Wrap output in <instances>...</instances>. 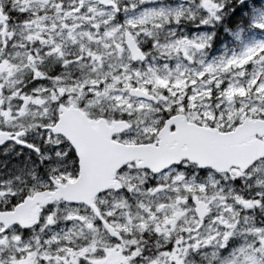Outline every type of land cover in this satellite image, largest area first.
Instances as JSON below:
<instances>
[{"label": "flooded vegetation", "instance_id": "obj_1", "mask_svg": "<svg viewBox=\"0 0 264 264\" xmlns=\"http://www.w3.org/2000/svg\"><path fill=\"white\" fill-rule=\"evenodd\" d=\"M213 1L222 7V11L228 10L227 7H260L261 4V0H235L231 4ZM29 8L0 7V264L225 263L224 260L231 257L226 256V252L244 245L238 242L239 236H234L229 243H217L219 238L229 240L231 235L225 231L210 238L215 198L221 197L220 204L223 199L233 200L236 204L253 200L264 207V159L246 171L232 168L228 172L200 168L183 161L156 173L129 163L116 174L120 188L99 194L94 207L57 198L55 192L61 185L77 179L80 168L74 149L64 136L55 134L52 127L58 123L65 108H84L68 103L66 97L53 99L52 96L51 100L45 101L37 95L42 88L54 93L77 85L80 71L75 67L67 69L61 63L47 64L51 54L56 55L50 41L60 42L57 20L47 30V23L51 22L48 17L55 13L46 10L37 13ZM61 8L65 9L57 7L56 13L59 14ZM106 8L119 11L120 21L125 23L120 2L111 0V5ZM72 10L80 12L81 7ZM214 12L219 11L210 13ZM27 16L39 17L32 21L26 20ZM153 22L160 23V27H152L149 20H144L122 28L120 48L126 51L132 67L146 64L154 55L160 63H164L161 61L165 57L173 65L172 59L180 52L170 56V53L166 56L161 53L170 51V43L184 44L186 49L200 53L219 54L222 50L224 53L226 42L223 40L234 42L237 38L230 32L246 26L248 20L223 19L213 25L209 22L202 25L199 20L190 18ZM141 23L147 25L139 27ZM249 27L247 25L245 29ZM225 28L230 31H224ZM208 29L216 35L211 43L204 44L196 35ZM128 35L141 49L144 58L135 60L132 57ZM8 59L11 61L7 63ZM21 59L26 62L37 59V64L34 67H30V63L14 64ZM2 65L8 68L4 77ZM135 89L151 93L154 98L132 96L151 106L114 117L93 116V106L91 112H87L92 121L100 117L108 122L127 120L131 126L113 136L117 141L131 136L143 142H154L160 139L167 121L174 117L221 132L235 130L246 118L264 119V115L241 117L237 106L225 111L224 106H217L215 98L208 100L211 112L204 107L193 109L189 99L171 102L164 94L154 93L151 87L135 81L126 88L129 93ZM23 109H26L24 115ZM11 114L17 116L19 122L10 121ZM23 117L28 121H20ZM34 123L39 124L38 132H34ZM167 131H176V125L172 124ZM46 136L64 140L69 146L68 151L53 147ZM256 167L263 169L255 171ZM67 172L72 175L67 177ZM134 173L142 178L129 183L125 177L135 178ZM200 203L199 206L207 210L204 216L196 210ZM261 207L252 213L256 220L264 219ZM224 210L233 213L234 208L225 206ZM151 217L156 220L154 226H148L144 221L148 219L152 225ZM128 219L132 220L127 222ZM222 219L219 216L213 220Z\"/></svg>", "mask_w": 264, "mask_h": 264}, {"label": "rangeland", "instance_id": "obj_2", "mask_svg": "<svg viewBox=\"0 0 264 264\" xmlns=\"http://www.w3.org/2000/svg\"><path fill=\"white\" fill-rule=\"evenodd\" d=\"M221 1L231 4L235 0ZM117 2H120V9L124 11V24L120 21L119 11L109 10L94 1L0 0V7H30L29 10L37 13L40 12L38 10L55 13V16L48 17L51 22L47 23V30L53 21L57 20L56 31L60 42L57 44L54 39L50 41L54 45L56 55L51 54L47 64L61 63L67 69L75 67L80 71L77 85L56 90L54 93H48L42 88L37 97L45 101L51 100L52 96L53 99L58 96L66 97L68 103L83 105L88 113L93 106V116L114 117L124 113L131 114L136 110L142 111L146 105L151 106L139 102L126 90L127 86L135 81L141 86L151 87L154 93L164 94L171 102L180 103V100L189 99L193 109L204 107L212 112L208 100L215 98L217 106H224L225 111L235 106L239 107L241 117L264 115V0H261L260 7H247L249 10L247 13L244 10L248 16L247 25L250 27L245 29L246 25L230 32L237 39L232 43L223 40L226 42V45H223L224 53L223 50H218L221 51L219 54L200 53L186 49L184 44L177 46L176 43H170V51L161 53L162 56L170 53L168 55L170 56L179 51L180 54L172 59L173 65L169 64L165 57L162 58L165 60L161 61L164 63H160L154 55L146 64L134 67L129 65L130 59L126 51L120 48L122 28L125 25L135 26L138 21L149 20L152 27L159 28L161 24L153 22L154 20L170 22L188 18L199 20L202 25H208L207 22L213 25L215 21L228 19L236 7H227L228 10L208 14L202 7L204 0H117ZM57 7L65 9L61 8L58 14ZM78 7H81L80 12L72 10ZM38 17L27 16L26 20L33 21ZM139 25L144 27L147 24ZM224 31L230 30L225 28ZM215 35L214 31L208 29L197 34L196 38L207 44L211 43ZM10 61L11 59H8L7 63ZM18 62L30 63V67H34L37 59L31 62L21 59L14 61V64ZM2 72V76H6L8 68L2 65ZM22 112L24 115L26 109ZM16 117L11 114L10 121L19 122ZM20 121L28 120L23 117ZM32 126L34 132H38L39 124L34 123ZM46 140L60 150L67 152L69 149L62 139L46 136ZM122 141L140 142L131 136L123 138ZM258 168L260 167H256L255 171ZM71 175L72 173H66L67 177ZM133 176L135 178L125 179L131 183L133 179L142 178L138 173H134ZM220 201L221 197L215 198L216 208L210 219V238L217 232L225 231L231 237L225 241L219 238L217 243H229L233 241L234 236H239L238 242L244 245L226 252V256L231 257L224 260L223 264H264V219L256 220L252 215L253 212H257V207H261L260 202L245 200L244 204L242 201L236 204L233 200L223 199L220 204ZM225 206L233 207V213L225 211ZM261 212L264 213V207H261ZM219 216L223 219L213 220ZM131 220L128 219L127 222ZM144 221L148 226H154L156 223L153 217L152 225H149L150 220Z\"/></svg>", "mask_w": 264, "mask_h": 264}, {"label": "water", "instance_id": "obj_3", "mask_svg": "<svg viewBox=\"0 0 264 264\" xmlns=\"http://www.w3.org/2000/svg\"><path fill=\"white\" fill-rule=\"evenodd\" d=\"M94 1L111 5V0ZM204 9L218 10L219 6L212 0H205ZM127 42L135 60L144 58L130 35ZM131 94L154 98L141 89L132 90ZM172 124L176 125V131H167ZM130 126L127 120L109 123L102 117L92 121L80 108H65L52 130L55 134L63 135L71 144L79 161L80 173L76 180L60 186L55 192L57 198L94 207V200L99 194L120 188L116 174L128 163L157 173L189 161L200 168L228 172L231 168L246 171L264 158V119L246 118L235 130L221 132L181 122L174 117L167 121L160 139L154 142L128 144L113 138ZM199 205L201 203L196 210L201 216L206 215L207 210Z\"/></svg>", "mask_w": 264, "mask_h": 264}, {"label": "trees", "instance_id": "obj_4", "mask_svg": "<svg viewBox=\"0 0 264 264\" xmlns=\"http://www.w3.org/2000/svg\"><path fill=\"white\" fill-rule=\"evenodd\" d=\"M235 15H236V19H240L241 16H240L239 12L237 14H234L233 18L235 17Z\"/></svg>", "mask_w": 264, "mask_h": 264}, {"label": "bare ground", "instance_id": "obj_5", "mask_svg": "<svg viewBox=\"0 0 264 264\" xmlns=\"http://www.w3.org/2000/svg\"><path fill=\"white\" fill-rule=\"evenodd\" d=\"M147 216V215H146Z\"/></svg>", "mask_w": 264, "mask_h": 264}]
</instances>
